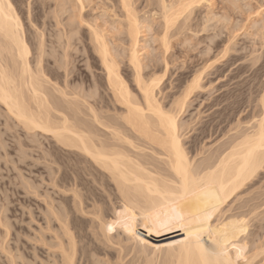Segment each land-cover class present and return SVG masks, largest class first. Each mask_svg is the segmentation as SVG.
Masks as SVG:
<instances>
[{
  "label": "bare ground",
  "instance_id": "6f19581e",
  "mask_svg": "<svg viewBox=\"0 0 264 264\" xmlns=\"http://www.w3.org/2000/svg\"><path fill=\"white\" fill-rule=\"evenodd\" d=\"M84 2V0L58 2L61 9H57L53 24L57 38L53 41L51 36L45 39L42 33L34 35L36 53L31 56L28 41L22 30L20 18L12 7L13 4L10 0H0V105L3 107L4 119L11 120L13 125L26 131V134L36 133L34 137L47 134L46 136L49 135L58 145L74 149L88 159L94 186L91 192L95 209L94 228L99 236H102L107 244L120 245L119 242H115L114 232L110 230L111 225L107 223L103 214L122 210L123 223L121 222V225L118 223L116 229H122L123 240L128 242L127 246H124V250H128L125 253L131 252L130 256L133 254L137 256L148 252L152 257V259L149 257L150 260H146V256L142 257L141 261L144 259L145 261L139 263L135 261L137 257L131 256L127 263L124 261L121 264H249L259 253L262 254L264 247L257 250L258 252L255 248L250 249L251 251L254 249L253 254L247 250L249 253H246L251 257L248 256L244 262H238L227 250L228 243L225 241L229 240L227 236L232 239L234 235L243 232L245 226L236 227L240 229L236 232L235 225L231 224L233 228L229 227L230 230L233 229V235H230V230L224 231L229 233L226 238L224 232L222 235H216L214 229L211 230V220L222 213V206L249 183L264 165V74L263 87L256 101V112L242 127L237 123L241 128L238 125L232 128L231 125L227 133L224 131V123L231 122L243 111L238 99L236 100V97L234 99L230 93L224 92L217 97L214 96L204 104V108L208 110L214 106L217 109L211 111L210 119L202 124L198 136L194 137L200 142L220 137L225 140L217 144L218 147L214 151L204 152L203 154L207 155L202 157L200 151L203 148L199 149V153L197 145L188 148L189 150L185 148L182 141L185 136L183 132L189 126L181 118L186 113L189 100L197 96V99L199 98L204 78L214 76L213 80L214 78L218 80L226 72L223 70V73H220L222 67L237 55L232 56L231 53L228 55L229 44H224L223 49L216 52L213 62L208 64V60L200 59L204 63L202 66L199 65L200 69L193 72L192 78L190 77L177 98L162 102L158 95L162 93L163 78L169 77L170 60L176 56L173 55L175 52L170 51V38L177 37L176 35L189 25L186 23L195 6L207 5L208 1L159 0L156 2L159 5L158 9L149 11L148 25L136 15L132 0H117L121 10L120 19L114 14L113 7L102 8L103 17L118 18L111 21L100 18V21H103L102 25H98L100 23L96 20L91 19L90 22L84 20L82 13L85 8ZM156 20L157 25L155 23L153 25L157 28L161 53L163 51L162 65L155 61L147 66L142 63L140 48L143 50L144 47L139 45L140 37H145L142 34L145 30L150 31L151 23ZM82 25L87 29L88 35L85 38L91 45H84L86 52L89 51L88 59L92 62L90 65L100 69L103 74H94L92 80L87 79L88 85L74 86L67 81L72 73L70 67L75 66L78 58L75 47L79 40H73L72 33L76 35L75 31ZM109 31L121 36L120 38L116 36L121 45H112L115 40L110 41L106 38ZM203 31L204 29L196 30L194 36ZM182 37L184 40L189 36L183 34ZM196 39L197 44L203 43L200 34ZM263 40L258 47L257 45H253L251 49L249 47L250 51H246L250 52L249 57L259 52L258 57L261 56L264 60ZM199 51L204 53L203 49ZM52 53L57 55L52 57ZM238 56L240 57L239 54ZM121 64L130 70L132 80L130 79L129 83L125 80L128 77L124 78L122 75ZM257 65L259 72L261 70L264 72V61ZM158 72L161 74L155 75ZM181 75L183 74H180V78ZM210 80L211 78H208V81ZM56 94H59L62 100H59ZM230 99L231 101L226 104ZM195 152L196 156L201 154L202 158L196 160L195 156H188L189 153ZM73 197L76 199L75 205L80 208L82 204L80 196L73 191ZM49 207V210L47 208L49 212H44L47 223L44 230L52 231L50 234H53V231L63 232V237L54 233L56 241L50 237L52 242L46 241L48 236L40 233L42 228L38 235L34 237L29 235L31 239L28 234H24L23 227L15 222H7L6 216H0V264L51 262L75 264L76 242L68 227L69 223L62 212L53 209L55 206ZM1 211L0 214L5 213ZM51 220L52 222L55 220L58 230L55 227L53 230L51 226L48 228ZM134 222L137 225L139 223L138 229L135 228ZM12 227L15 229L13 233ZM22 235H26L25 237L34 244L38 242L45 245L43 249L46 246L48 250L55 248L58 253L56 251L54 253L58 256L52 251L53 257L50 254L48 257H52L53 260L50 262L48 259L50 263L44 261L42 257L40 258L41 253H38L36 246L28 247V242L22 241L20 237ZM127 258L125 257V260Z\"/></svg>",
  "mask_w": 264,
  "mask_h": 264
},
{
  "label": "rangeland",
  "instance_id": "374dc122",
  "mask_svg": "<svg viewBox=\"0 0 264 264\" xmlns=\"http://www.w3.org/2000/svg\"><path fill=\"white\" fill-rule=\"evenodd\" d=\"M10 1L11 4H13L12 7L15 9L17 13L15 11L14 12L16 13L17 17L20 18L19 20L22 25V30L24 31V35L28 41V47L30 48L29 50L31 51L30 52L31 56H34L36 53V49H35L36 39L34 35H37V33L39 34L42 33L45 39L48 36H51L52 37L51 40L53 41L56 40L57 31L53 25L55 22L54 18L57 9L58 8H59L58 10L61 9L60 8L61 4L59 3H62L64 0L63 1L62 0L61 1L60 0H10ZM84 1H85L84 2L85 8L83 9L82 13L84 14L85 21L90 22V20L92 19L93 21L96 20L98 23H100V24L97 23L98 25H102L103 23L102 20H110V21L118 20L117 16L119 17V19L121 18L120 15L121 10L118 7L119 4L117 0H110V1L84 0ZM132 1L136 15L142 21H146L145 22L146 25H148L147 23L150 24L149 11L152 9L155 10L158 9L159 5L157 3L159 0H132ZM207 1H208L207 4L208 6L206 4H201L195 6L192 9V15H190L189 21L186 23L189 25H187L186 28H184L183 31H181L180 33L181 36L179 34L176 35L177 37L173 36L172 37L173 39L170 38V47H171L170 51H172V53L175 52L173 53V55L176 54V56H173L172 59L170 60L171 62L169 63L170 65L168 66V68L170 69V73L171 72L172 73L171 74L169 73V77L166 76L163 78L164 87L162 84L161 85L162 93L161 95H158V97L162 102H168L169 100H174L175 98H177L181 94V90L186 86L188 81L192 78L191 76L193 75V72L195 70L200 69L201 68L200 66H202L201 64L204 63V61L201 62L200 59L202 58L203 60L205 59L208 60V64L213 62L216 54L220 52L221 49H223L224 44L225 45L227 43L229 44L227 45L229 46V50L231 52H229L228 50V55L229 53H231L232 56L237 55L231 58L229 62L222 67L220 73H223V70L226 71L223 73L224 77L221 76L218 80L215 78L213 80L214 76H210L208 77L211 78L210 81H208V78L206 77L204 78L205 81H202L203 86L201 88V90L202 89L203 90L201 92L199 91L198 94L199 98L197 99L198 97L197 96L196 98L193 97L189 100V104H188L189 106L186 110V113L181 118L182 121H185L186 125L189 126V128L183 132L185 136L183 135L184 137L182 138V141L185 144V148L189 150L188 148H192L194 145H197L196 147H198V153L200 151L199 149L203 148V150L200 151L202 157H205L207 155L206 154L207 151H214L216 147H218V145L225 140V138L220 137L217 139L215 138L204 139L205 141L202 140V142H200L199 140H197V138H195L198 136V133L200 132L199 128L202 127L204 123L210 119V115L212 113L211 111L217 109L214 106L213 108L208 110L204 108V104L208 103L211 99L214 98V96L217 97L224 92L230 93V95H233L234 99L235 97L236 100L238 99L237 101L240 102V105L242 107L241 110L243 111H241V113H239V115H237V117L234 120H231L233 124L231 122L224 123L223 125L225 128L224 131H226L227 133V131L230 130L231 125L232 128L238 127L239 125L242 127L245 124V122L249 120L251 115H253L256 112L257 109V107L255 108V106H257L256 101L259 98L258 93L261 92L262 90L261 88L263 87L262 75L264 74L263 70L259 72L260 71L258 68L259 65H257V64H262L264 61L261 56L258 57L259 52L257 54L256 53L251 54L252 55L251 57H249L250 52L246 53V51H250L253 45H257L258 47L261 41L264 39V27H263L264 0H207ZM105 6L107 8L113 7L114 14L117 15L116 18L113 17L107 18L101 15L102 14L101 9L105 8ZM65 7L68 8V6ZM92 16L98 18L99 20L93 18ZM64 17L66 16L64 15ZM100 18L102 19L101 21ZM147 20L149 22H147ZM154 23L155 25H157L158 20L151 23L150 27L152 28H150V31L145 30V33L142 34L143 36L145 35V37L143 38H141L142 36L140 37L139 45L140 47L141 45L142 47H144L143 50L140 48L141 51L140 53L143 59L142 63L144 65L147 64V66L148 64H151L152 62L155 61H158L160 66L162 65L161 58L163 56V51L161 53L162 48L160 47L159 38L158 35L156 34L157 28L155 25H153ZM230 24L232 27L230 26ZM187 29L189 30L187 31ZM191 29H192V33H191ZM201 29H204L203 32H199V34L202 36L203 43L202 44L200 43L199 45L197 44V39L195 40V38H197L199 34L196 35L195 37L194 32H196V30L199 31ZM75 33L76 35L73 33L72 35H73V40L75 41H77V39L79 40L76 42L77 45L75 47V54L77 55L78 58H76L77 62H75V66L73 68L70 67V69H72V73L68 76L67 81L68 82L70 81V83H72L74 86L75 85L84 86V85H88L87 79L92 80L94 74L95 75L103 74V72L100 69H96L90 65L92 64V62L88 59L89 51L86 52L87 50L84 47V45L87 46L90 45L89 42H87L88 40L86 39L88 35L86 27H84V25L78 27ZM115 33L116 32L109 31L106 35V38L110 41L115 40L114 43H112V45L115 46L121 45L119 44L120 42H118V39L116 38V36L118 38H120L121 36H118ZM183 34H186V36L189 37L183 40L182 37ZM256 42H258V44H255ZM231 43L232 45H230ZM251 43L253 44L251 45ZM208 44H210L209 45L210 47L207 46ZM233 45H236V47ZM234 47L237 48V50L234 49ZM247 47L248 49L250 47V49L248 50ZM197 49L199 50L203 49L204 53H199L200 51ZM234 50L238 52H235ZM245 53L248 55L246 56ZM186 54L188 55V57ZM238 54L240 55V57L238 56ZM51 55L52 57L53 56L55 57L57 54L52 53ZM234 58H237L238 60L237 59L235 60ZM151 59L152 61H150ZM252 59L254 60L258 59V60L254 61ZM233 60H235V62ZM230 62L232 65L230 64ZM125 67L126 66L124 64L120 65L122 75L124 78L128 77L125 78V80H127L129 83V81L131 82L132 77H130L131 76L130 70H128L127 67L125 69ZM125 70L128 72H126ZM255 71H257V73ZM160 74L161 73L158 72L155 75L159 76ZM180 74H183V76L181 75L182 78H180ZM185 77L187 80L185 79ZM181 79H183L186 83ZM219 80H221L222 82L221 81L219 82ZM166 94L168 95L167 98H166L167 96ZM56 97L59 100H62L59 94H56ZM162 97L164 99H162ZM230 101L231 99L227 101L226 104ZM3 112H4L3 107H1L0 105V210H2L1 211L2 213L5 212L3 214H0V216L2 217L6 216L7 222L9 221L11 223L15 222L17 225L23 227L24 234L26 233V235L28 234V236L30 235L31 237L38 235L37 233H39L40 228H42L43 230L40 231V233L43 236L46 237L48 236L46 241L50 240L49 242H52L51 238L54 239V235H55L54 233H57L59 234V236L63 237V232L57 231L58 225H56L55 220L53 222L52 220L50 221L48 228H50V226L52 227V229L53 227H55L57 229L55 231L57 232L53 231V234L52 233L50 234V232L52 231H48L47 229L44 230V228H47L46 226L47 223L44 219L45 218L44 212L47 213L49 212L48 211L50 209L49 206H52L51 208H53L54 206L58 207V208L54 207L53 209L55 210L57 209L60 212H62V215L67 220V223H69L68 227H70L69 229L71 230V233L74 237V241L76 242L75 244L76 254L74 261L75 264H121L124 261L127 263V261H129L132 257L135 258L137 257L135 261H138L139 263H143L145 259L146 260L152 259V257H150L151 254H148V252L146 254L137 255V256H134L133 254L131 255L132 257L130 256V254H132L131 252L125 253V251L128 250L127 249L124 250L125 248L124 246H127L128 242L123 240L124 235H122L121 233L122 229L121 228H119V230L116 229V227L118 228L117 225L118 223L119 225H121L120 224L121 222L123 223V218H122L123 212H121L122 210H118V211L116 210L114 211L115 213L113 212L114 214L111 212L110 213L108 212L109 214L108 213L103 214L106 217L105 220L107 221V223L111 225L112 228L111 231L112 233L114 232L113 236L115 237L114 238L115 242H119L120 245L107 244L104 241L103 237L99 236L100 234L94 228L95 219L93 216V211L95 209L93 208V202H92L93 198L91 194V192H93L94 190V186H93V181H91V172H90L91 165L87 158L83 157L81 154H78V152L74 149L72 150L63 147L62 145H58L49 135L46 136L47 134L40 135L38 133L39 136L37 135L35 137L34 134L36 133L27 132L26 134V131L22 130L18 126L13 125V122H11V120L7 121L6 118L4 119ZM237 123H239V125ZM10 124L12 125V127H10ZM204 152H206L205 153L206 155L203 154ZM201 154H198L196 156V152H195L192 154L189 153L188 156L189 155H190L189 157L195 156L197 160V158L198 159L202 158ZM31 187H35V188H31ZM73 191L80 196L79 199L82 202L80 208L75 205L76 199H74L73 197ZM237 193L234 196H232L222 206V213H219L218 214L219 216L216 219L214 217L211 220V224H212L211 230L214 229L216 235H222V232L230 230V227H232V225L233 226L235 225V229L236 227L242 228V226L243 227L245 226L243 228L244 229L243 232L241 231V233L239 232V234L236 233L237 235H234L235 237L233 236L232 239H230V236H227V234L229 235L230 233V235H233L234 232L232 229L233 227L231 228L229 233L224 232L226 235L223 233L225 237L226 236L229 237V240L227 241L226 239L225 241V243H228L226 244L228 247L227 250L231 252L232 256L234 255V258H236L238 262L241 263L244 262V260L248 258V256H250V254L248 255L249 253L248 251L250 249L255 248L256 251L257 250L259 251V249H262L264 247V165L262 169L258 171L257 175ZM103 201L105 200L103 199ZM134 225L136 229L139 228L138 227L139 223L137 225V223L134 222ZM239 228L237 229L240 230ZM237 229L235 230L236 232ZM117 230L118 232H115ZM13 232H15V229L12 227L11 233ZM25 236L24 235L20 236L23 239L22 241H26V243L28 242L29 245V246L27 245L28 247L33 248V246H36V248L38 249L37 251H39L38 253H41L39 254L40 258L42 257L44 261L48 263H50L53 260L51 259L53 257L51 252L53 251L54 253V251H56L54 250L55 248H53V250H51L52 248L51 249L49 248L50 250H48L47 249L48 246H46L47 248L45 247V249H43L45 245L43 246L42 243L38 244V242H36L35 245L32 240H29L28 238H26L27 236L26 237ZM64 239L67 241L65 237ZM121 239L123 242L121 241ZM54 240L53 242L56 241ZM46 250L49 251V253ZM252 252H254V249L251 251V253ZM261 253L262 254L259 253V255H257V257L253 259L254 261L252 260L253 263L250 262L249 264H264V251ZM49 254L52 256L51 258L48 257L50 256ZM125 254L128 255V258L127 255L125 256ZM54 255L56 256L57 254L54 253ZM125 257L127 258V260H125ZM142 257L145 258L143 262L141 261V259H143ZM48 259H50L49 260L50 262L47 261Z\"/></svg>",
  "mask_w": 264,
  "mask_h": 264
},
{
  "label": "snow or ice",
  "instance_id": "6c2138e0",
  "mask_svg": "<svg viewBox=\"0 0 264 264\" xmlns=\"http://www.w3.org/2000/svg\"><path fill=\"white\" fill-rule=\"evenodd\" d=\"M111 230V229H110Z\"/></svg>",
  "mask_w": 264,
  "mask_h": 264
}]
</instances>
